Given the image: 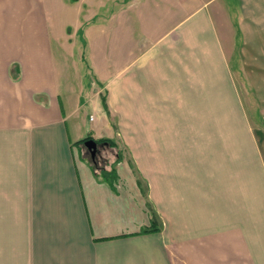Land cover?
<instances>
[{"label": "crops", "instance_id": "crops-1", "mask_svg": "<svg viewBox=\"0 0 264 264\" xmlns=\"http://www.w3.org/2000/svg\"><path fill=\"white\" fill-rule=\"evenodd\" d=\"M46 1L0 0V195L10 236L25 240L3 253L15 264H264V0H104L77 29L89 67L113 22L116 71L101 69L107 96L94 102L74 96ZM86 105L95 140L109 138L96 128L106 107L150 127L145 160L129 141L113 169L95 168L74 119Z\"/></svg>", "mask_w": 264, "mask_h": 264}, {"label": "rangeland", "instance_id": "rangeland-1", "mask_svg": "<svg viewBox=\"0 0 264 264\" xmlns=\"http://www.w3.org/2000/svg\"><path fill=\"white\" fill-rule=\"evenodd\" d=\"M82 1L88 2L85 4V9L82 7ZM104 0H47L46 1V15L47 21L49 26L51 27L52 32V43L55 54L62 59L61 64L65 63L69 69V80L72 82L76 94L75 97L78 95V91L82 92L83 90V97L85 99H92L94 101H98V96L101 100V97L104 95L106 98L107 91L103 89L98 83L96 82L95 78L97 76H105L104 72L101 69L108 68L107 70L111 72L116 71L117 62L114 61L113 56V22L108 21L107 23V40L104 41L106 44L103 47L102 56L104 59H99V57H93L92 53L89 51V57L91 56L92 61L89 67L85 65V63L80 60V51L82 47V36L78 28L81 27V20L85 13H89L92 15V11H96L98 5L103 3ZM112 0L109 2L111 3ZM112 8V7H111ZM106 9H110L107 7ZM78 32V33H77ZM60 35V36H59ZM60 37L64 46L67 48V53H63L60 50ZM111 41V42H110ZM62 55H65L63 58ZM95 71L96 73H94ZM71 76V77H70ZM108 77H105L106 81ZM81 89V90H80ZM90 106L86 105L80 109L76 116H80L79 118L74 117V119H80L81 121V136H88L89 130L91 128L92 123L88 120V117L93 115L90 114L89 111ZM105 113L112 118L106 119L105 117H101L98 125L96 128L99 130L103 129L104 136H109V139L114 142V144L110 143H101L100 149L97 145V153L96 156L93 158L91 151L87 148L89 153L90 159L92 164L95 168L102 170L105 167L113 169L114 163L120 160L121 157L124 155H129V141L134 147V149L138 152L139 151L143 155V159L145 160V137L146 133L149 132V128L145 125H133V121L130 120V111L129 110H122V117H116L115 113L105 108ZM117 115V114H116ZM121 118V119H120ZM73 120L69 119V122ZM96 120V118H95ZM94 121V120H91ZM123 122L122 124L120 122ZM120 123V124H118ZM152 128V127H151ZM161 129V127H160ZM180 127H170V130L177 132ZM88 131V132H87ZM112 138V139H111ZM143 139V140H142ZM118 143V145H117ZM106 145V148H104ZM118 146V147H117ZM142 160V159H141ZM142 162V161H141ZM4 200L0 195V264H15L10 261V255L4 254L3 251L5 246H22L25 240L22 239L21 236L16 237L13 235L10 236L11 227L16 223L12 221L13 212L7 211V205H5ZM16 208V207H15ZM19 227V226H18ZM5 256V259L1 257Z\"/></svg>", "mask_w": 264, "mask_h": 264}, {"label": "water", "instance_id": "water-1", "mask_svg": "<svg viewBox=\"0 0 264 264\" xmlns=\"http://www.w3.org/2000/svg\"><path fill=\"white\" fill-rule=\"evenodd\" d=\"M84 143H85V146L87 148H89V150L91 151V154L94 158L96 156V153H97V145H98L97 140H95L94 138H89Z\"/></svg>", "mask_w": 264, "mask_h": 264}, {"label": "trees", "instance_id": "trees-1", "mask_svg": "<svg viewBox=\"0 0 264 264\" xmlns=\"http://www.w3.org/2000/svg\"><path fill=\"white\" fill-rule=\"evenodd\" d=\"M88 138H90V136H88V137H85V138H83V139H81V140H79V143H83L85 140H87ZM98 140V142H104V143H110V144H114V142H112L109 138H107V137H103V138H99V139H97Z\"/></svg>", "mask_w": 264, "mask_h": 264}, {"label": "built area", "instance_id": "built-area-1", "mask_svg": "<svg viewBox=\"0 0 264 264\" xmlns=\"http://www.w3.org/2000/svg\"><path fill=\"white\" fill-rule=\"evenodd\" d=\"M90 120H95V115H91Z\"/></svg>", "mask_w": 264, "mask_h": 264}, {"label": "flooded vegetation", "instance_id": "flooded-vegetation-1", "mask_svg": "<svg viewBox=\"0 0 264 264\" xmlns=\"http://www.w3.org/2000/svg\"><path fill=\"white\" fill-rule=\"evenodd\" d=\"M89 139V138H88ZM101 143H103V142H98V145H100Z\"/></svg>", "mask_w": 264, "mask_h": 264}]
</instances>
